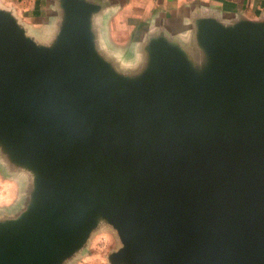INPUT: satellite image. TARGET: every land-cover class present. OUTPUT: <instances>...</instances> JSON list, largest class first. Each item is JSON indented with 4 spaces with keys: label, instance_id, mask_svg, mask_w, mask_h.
Returning <instances> with one entry per match:
<instances>
[{
    "label": "water",
    "instance_id": "obj_1",
    "mask_svg": "<svg viewBox=\"0 0 264 264\" xmlns=\"http://www.w3.org/2000/svg\"><path fill=\"white\" fill-rule=\"evenodd\" d=\"M62 7L50 45L0 9V149L33 178L0 264L66 258L97 212L110 264H264V21L199 22L198 68L150 40L126 80L96 49L97 6Z\"/></svg>",
    "mask_w": 264,
    "mask_h": 264
},
{
    "label": "crops",
    "instance_id": "obj_2",
    "mask_svg": "<svg viewBox=\"0 0 264 264\" xmlns=\"http://www.w3.org/2000/svg\"><path fill=\"white\" fill-rule=\"evenodd\" d=\"M84 1L97 6L90 16L96 49L113 64L118 61V66L143 65L128 61L145 60L149 41L163 38L198 68L207 57L198 42L199 22L211 20L227 28L239 21H264V0ZM0 9L9 12L31 38L33 33L41 34L45 42L41 44L45 45L55 40L64 16L62 0H0ZM2 163L9 169L8 178L15 180L17 166ZM23 172L28 195L33 178L28 171ZM105 264H110L108 259Z\"/></svg>",
    "mask_w": 264,
    "mask_h": 264
},
{
    "label": "rangeland",
    "instance_id": "obj_3",
    "mask_svg": "<svg viewBox=\"0 0 264 264\" xmlns=\"http://www.w3.org/2000/svg\"><path fill=\"white\" fill-rule=\"evenodd\" d=\"M30 34V33H29ZM40 43L43 42L41 34H31ZM132 52L130 53V56ZM116 59V57H115ZM131 59V58H130ZM113 61V60H112ZM128 61V60H127ZM126 61V62H127ZM131 59L128 62L144 63V60ZM112 68L115 71V77L118 79L134 80L142 77L144 67L141 65H122L118 66V61L114 62ZM130 85L135 82H127ZM4 152L0 149V226L11 219L18 218L24 214L26 206L29 204L28 195L26 193L27 179L25 173L18 167L15 180H10L9 169L3 161H6ZM96 225H94L84 244L79 246L75 251L62 258L54 264H105L107 256L117 249L121 243L119 242L115 229L107 222L106 217L100 213H96Z\"/></svg>",
    "mask_w": 264,
    "mask_h": 264
}]
</instances>
